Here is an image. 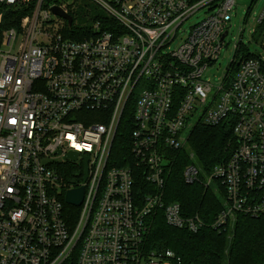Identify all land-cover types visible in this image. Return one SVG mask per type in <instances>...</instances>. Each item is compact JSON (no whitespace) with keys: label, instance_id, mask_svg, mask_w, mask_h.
Segmentation results:
<instances>
[{"label":"built area","instance_id":"1","mask_svg":"<svg viewBox=\"0 0 264 264\" xmlns=\"http://www.w3.org/2000/svg\"><path fill=\"white\" fill-rule=\"evenodd\" d=\"M89 1L106 14L77 38L66 34L86 24H74L77 0H0L26 9L0 37V264L178 261L173 250L147 242L160 210L171 227L205 225L198 213L165 201L171 151L186 147L198 122L228 121L234 135L226 162L210 173L192 163L183 171L186 182L201 177L222 196L214 226L236 212L264 214V8L251 29L259 50L240 38L231 61L237 68L213 84L203 73L227 44L235 0ZM53 6L72 16L70 26ZM202 8L210 13L172 46ZM126 122L133 123L129 152L115 159L113 142ZM71 163L82 166L75 185L64 179ZM137 176L147 181L139 202ZM80 186L79 215L70 223L65 193Z\"/></svg>","mask_w":264,"mask_h":264},{"label":"trees","instance_id":"2","mask_svg":"<svg viewBox=\"0 0 264 264\" xmlns=\"http://www.w3.org/2000/svg\"><path fill=\"white\" fill-rule=\"evenodd\" d=\"M79 10L81 7L78 5L75 14ZM0 13H2L1 35L4 29L17 27L26 9L0 4ZM91 13L88 9L83 14L85 21L88 18L94 20L103 17L98 14L92 16ZM75 28L73 26L72 29H66L67 36L82 38L89 33L87 23L78 28L79 31ZM244 56H249V53L245 51ZM236 68L237 62H230L229 69ZM132 127L133 123L128 122L119 126L112 149L115 159H120L122 152H129V134ZM233 147L234 135L232 125L228 121L215 125L198 122L190 130L186 147L171 151L174 160L165 184V201L178 202L186 213H198L205 225L196 232L174 228L166 224L163 212L160 210L153 220L147 242L148 249L173 250L179 260L172 264H264V214L253 216L236 212L233 219L224 227L216 228L214 222L222 210V196L218 195L211 185L206 187L201 177L188 183L183 175L189 163L195 164L205 173H210L216 165L228 160ZM117 163V165L126 164L120 160ZM127 164L132 166L130 161ZM75 169L79 170L80 174L75 175L73 172ZM81 171V165L69 164V170L64 175L65 181L73 185L81 182ZM136 178L133 192L139 202L143 200L147 181L143 176ZM64 207L68 221L74 223L78 218L79 208L66 202Z\"/></svg>","mask_w":264,"mask_h":264},{"label":"rangeland","instance_id":"3","mask_svg":"<svg viewBox=\"0 0 264 264\" xmlns=\"http://www.w3.org/2000/svg\"><path fill=\"white\" fill-rule=\"evenodd\" d=\"M76 9L78 5L81 7L76 14H74V24H89L91 19L83 18V14L90 9L92 12L91 15H105L106 12L90 2L89 0H77L75 3ZM264 8V0H235V5L230 11V20L229 23L231 27L229 29L228 35L225 37V43L221 49L220 54L217 60L208 65L203 73V79L210 81L213 84H216L218 80L227 72V68L230 66L234 55V45L241 38V45L250 47V51L259 50L256 44H251L253 42L254 36H257V33L254 34L251 29L257 28V22L255 18L262 12ZM210 11L206 8H202L193 15H191L187 20H185L177 32V36L172 42V46L178 44L182 39H184L190 29V26L201 21L206 17ZM261 25L258 27L260 28ZM243 29V31H242ZM1 37V35H0ZM192 154V153H190ZM59 160L62 161V158L59 157ZM67 170H69V165H66ZM75 175L80 174V171L75 169L73 171ZM203 179V178H202ZM212 187V185H211Z\"/></svg>","mask_w":264,"mask_h":264},{"label":"water","instance_id":"4","mask_svg":"<svg viewBox=\"0 0 264 264\" xmlns=\"http://www.w3.org/2000/svg\"><path fill=\"white\" fill-rule=\"evenodd\" d=\"M52 11L57 14L60 15L62 17H64L65 19H67L68 21V25L70 26L72 24V16L69 14H66L62 11L61 8H59L58 6H53L52 7ZM224 36V35H223ZM222 36V37H223ZM76 153L77 152H70L67 157L71 158L73 161L76 160ZM86 161L87 159L85 158L83 160V167H84V175H83V180L86 179L87 176V166H86ZM83 195H84V187L80 186V187H76V188H71L68 189L65 193V202L69 205L72 206H79L82 202L83 199Z\"/></svg>","mask_w":264,"mask_h":264}]
</instances>
